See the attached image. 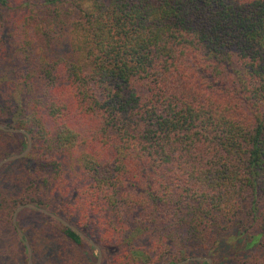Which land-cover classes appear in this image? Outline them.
<instances>
[{
	"label": "trees",
	"instance_id": "obj_1",
	"mask_svg": "<svg viewBox=\"0 0 264 264\" xmlns=\"http://www.w3.org/2000/svg\"><path fill=\"white\" fill-rule=\"evenodd\" d=\"M4 10L0 123L28 130L38 155L35 175L4 171L19 170L31 154L2 166L0 180L16 179L22 191L0 188V211L8 203L12 215L28 201L50 209L104 256L118 247L114 264L214 256L240 225L257 227L240 229L248 247L261 242L264 0H0ZM60 32L72 58L50 49ZM22 79L26 110L12 95ZM64 153L77 159L84 181L71 202L53 206L48 175L62 170ZM26 210L49 216L27 207L18 221ZM49 218L76 244L88 241ZM178 242L187 245L173 248ZM231 257L264 261L256 251L250 263Z\"/></svg>",
	"mask_w": 264,
	"mask_h": 264
},
{
	"label": "rangeland",
	"instance_id": "obj_2",
	"mask_svg": "<svg viewBox=\"0 0 264 264\" xmlns=\"http://www.w3.org/2000/svg\"><path fill=\"white\" fill-rule=\"evenodd\" d=\"M6 16L7 13L4 10L3 13L0 14L1 17L0 30L3 23H5L3 22V18H5ZM9 28L12 29V27ZM50 49L52 50V52L62 53L68 58L73 57V51L67 41V35L63 32H60V35L56 38L55 42L51 45ZM14 50L15 48L11 46L10 48V55H12L10 56L11 60L13 59L17 60V58L14 57L19 52L18 53L13 52ZM36 53H39V50H36ZM6 75H13V74L11 72H8ZM22 80L24 82L18 81L16 84H14L12 95L14 97H19L20 99L22 98V100L25 102V110H26L28 109V107L26 106V102H28V98H27L28 90L26 88L25 79ZM4 131L11 132L6 130ZM5 132L4 133L0 132V160L5 157H8L9 155L20 153L21 142L25 141L27 143V137L11 135ZM32 148L30 152L24 156L26 157L29 154H31L28 157L25 165L19 163L17 164L20 167V168L18 167L19 170L14 169L13 167L14 165L10 164L7 165L4 171H8L12 168V170H15V172L18 173L19 175L20 174L35 175V173L37 172V164H35V161L37 160L36 157L38 153L36 151L35 153H32L33 151ZM62 156H66V157L62 158ZM62 156L59 157V159L62 162L61 164L62 170L60 172L52 171L48 175L50 181L48 192L45 193V191H39V193L42 194L43 192L45 193L46 201H50L51 203H53L52 204L53 206L61 205L63 202H65V204L71 202L72 198H74V196L81 189L80 185H82L84 181V178L81 175V167L80 164L77 163V159L70 157L67 153L62 154ZM42 187L46 189V187H44L43 185ZM0 188H3L7 192L17 193L22 191L20 181L17 182L16 179L14 180L3 179V181L0 180ZM36 190L37 188L33 187L29 190V192L34 193ZM28 202H23V203H28ZM4 206L6 207L0 211V257H2L3 259L0 260V264H28V253H27V260L25 261L23 259V255L21 251V242L19 239L20 234L18 233L17 228L13 223V215L18 206H16V208L13 209L12 215L10 212L11 205L6 203L3 205V207ZM20 213L18 215H20ZM49 216L48 217L41 216L38 213H34L33 211L26 210L21 215V220H20L21 222L18 221V225L20 227H21V223H23L25 224V227L27 229V231H25L21 227V229L23 230L24 234L26 235L28 241L32 246L33 260L35 255L37 257V261L39 264H96L98 252L92 246V244L89 241H87L82 245L76 244L75 242L70 240L64 234V232L59 230V227L56 225L57 223L53 221V219L49 218ZM78 217L79 216H77L76 219ZM94 227H96V224H93L91 226V231L93 232V234L98 235L99 227L98 228H94ZM246 227L248 228L250 226L240 225L238 226V229L235 233L233 232L226 233V236L219 244L220 247H218L215 250L214 256H206L203 254L190 255V256L211 258L212 259L211 264H230L233 259L231 255L234 254L241 255L246 259L250 255H252L254 251H256V253L264 254V238H262L261 242H259L255 246L248 247L249 232H246V235L240 233L241 232L240 229H246ZM253 228L257 229L256 226H254ZM253 228L250 227L248 229L249 231H251ZM88 232L90 231L88 230ZM32 241L35 247V251L31 243ZM179 243L182 244V246L187 245L185 243L178 242V244H176L173 248L182 249L181 248L182 246H180ZM118 250H119L118 247L117 248L109 247L105 256L103 252V259L101 264H114V262L117 260L116 256ZM142 261L144 260L142 259ZM201 261H206V259L191 260L190 262H187L185 264H201L200 263ZM247 262L250 263L249 258L247 259ZM258 264H264V261L261 260L260 262H258Z\"/></svg>",
	"mask_w": 264,
	"mask_h": 264
},
{
	"label": "water",
	"instance_id": "obj_3",
	"mask_svg": "<svg viewBox=\"0 0 264 264\" xmlns=\"http://www.w3.org/2000/svg\"><path fill=\"white\" fill-rule=\"evenodd\" d=\"M0 129L6 130V131H11V132L23 133L27 137V145H26V148L22 152L9 155L8 157H5V158L0 160V171H1L2 166L4 164H6L7 162H11L13 160L22 158V157H24L25 155H27L30 152V150L32 148V145H33V136L28 130H26L24 128L15 127V126H11V125H8V124H1L0 123ZM26 207H29L31 209H35V210L44 212V213H46V214H48V215H50L52 217L57 218L63 224H65L66 226L70 227L76 233H78L80 236H82L83 238L88 240L98 252L96 264H101L102 263L103 250H102L101 246L98 243H96L93 239H91L88 235H86L82 229H80L78 226L74 225L73 223L69 222L64 217L58 215L57 213H55L53 211H51V210H49V209H47L45 207L39 206V205H37V204H35L33 202H28V203L20 204L17 207V209L15 210V213L13 215V223L16 226L18 233L20 234L21 238L24 240L25 245L27 247L28 264H35L34 260H33V249H32V246H31L30 242L28 241L26 235L24 234L23 230L18 225V214ZM197 259H206L208 261V264L212 263V259L211 258H204V257H199V256H190L188 258H185V259H182V260L176 262L175 264H185L187 262H190L191 260H197Z\"/></svg>",
	"mask_w": 264,
	"mask_h": 264
}]
</instances>
